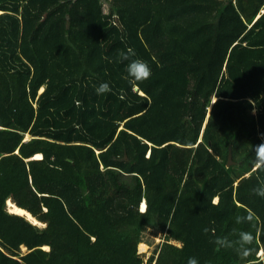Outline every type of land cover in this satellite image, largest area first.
I'll list each match as a JSON object with an SVG mask.
<instances>
[{"label": "trees", "instance_id": "trees-1", "mask_svg": "<svg viewBox=\"0 0 264 264\" xmlns=\"http://www.w3.org/2000/svg\"><path fill=\"white\" fill-rule=\"evenodd\" d=\"M262 11L264 0H0V264H144L147 230L164 242L146 264H247L213 241L255 234L236 223L246 208L264 221V170L252 171ZM129 48L152 72L138 85L122 78ZM103 82L112 91L97 95ZM112 169L134 188L106 199ZM252 247L264 253V233Z\"/></svg>", "mask_w": 264, "mask_h": 264}, {"label": "clouds", "instance_id": "clouds-1", "mask_svg": "<svg viewBox=\"0 0 264 264\" xmlns=\"http://www.w3.org/2000/svg\"><path fill=\"white\" fill-rule=\"evenodd\" d=\"M119 60L121 63L127 61L124 72L125 75L122 77L127 80L131 85H138L140 82L146 81L151 77V68L142 59H133L136 55L135 51L131 48L127 49L126 52H120ZM105 60L111 63V59L105 56ZM112 91L109 83H100L96 88L95 92L97 95H104ZM124 99L123 96L120 97ZM251 102V101H250ZM254 103V102H251ZM260 139L262 143L256 145L252 148L254 152V159H252V171L257 172L264 170V133L260 134ZM257 196L264 198V186L258 189H254ZM214 203H216L214 201ZM246 214L238 215L236 218L237 224H249L255 230V234L251 231H234L235 239H228V237H217L213 243L218 246V248H228L234 250L237 255L242 259L247 261V264H258L257 260H248V257L253 255H258L261 257V264H264V253H258L256 249L252 246L254 245L257 237L264 233V221H261L257 214L251 209H245ZM210 230L208 228L204 229L205 233ZM214 233V229L211 230ZM187 264H198L195 257H190L187 260Z\"/></svg>", "mask_w": 264, "mask_h": 264}, {"label": "rangeland", "instance_id": "rangeland-1", "mask_svg": "<svg viewBox=\"0 0 264 264\" xmlns=\"http://www.w3.org/2000/svg\"><path fill=\"white\" fill-rule=\"evenodd\" d=\"M41 157H37V158H41ZM122 180L124 182L130 183V177H127L125 175L122 176ZM121 185H122V183H120V181L118 180L116 175H113V169L110 170L108 173V181H107V186L109 187V189L106 188L107 190L104 191V194H102V197H104L106 199L116 197L117 194H114V192L112 191L113 188H116L120 191L118 193V195L123 193L125 190L127 191L129 189L134 188V187L122 188V187H120ZM108 195H110V196H108ZM142 205H143V203H142ZM142 205H141L140 209H142ZM8 209L10 210L9 204H8ZM16 211H17V213L22 212V210L20 208H18L17 206H16ZM142 240H143V242L139 245V247L143 246L144 249L142 250L138 247L137 250H138V253L143 255L144 264H146L147 259L149 257L153 256L155 254V252L160 249L162 243L164 242V236H162L160 233L154 235L151 230H147L144 233ZM172 243L179 245L178 243H176L174 241Z\"/></svg>", "mask_w": 264, "mask_h": 264}, {"label": "crops", "instance_id": "crops-1", "mask_svg": "<svg viewBox=\"0 0 264 264\" xmlns=\"http://www.w3.org/2000/svg\"><path fill=\"white\" fill-rule=\"evenodd\" d=\"M31 138V136L30 135H27L26 136V139L25 140H28V139H30ZM17 153L19 152L18 150L16 151ZM36 155H38V154H36ZM36 155L34 156V157H32V158H37L36 157ZM41 156H42V154H41ZM43 157V156H42ZM41 157V158H42ZM31 159V158H30ZM141 181V180H140ZM9 201H11V200H9ZM9 201H8V203H9ZM12 202V201H11ZM13 203V202H12ZM143 204H145L144 202H142ZM142 203H141V205H142ZM141 207V206H140ZM144 208H146V207H144ZM145 210V209H144ZM143 209H141V211H144ZM10 211V210H9ZM25 211V210H24ZM11 212V211H10ZM27 212V211H26ZM13 213V212H12ZM13 214H15V213H13ZM30 214V213H29ZM18 215H20V214H18ZM31 215V214H30ZM22 216V215H21ZM32 216V215H31ZM23 217H25V216H23ZM33 217V216H32ZM34 218V217H33ZM34 219H36V218H34ZM30 221V220H29ZM36 221H37V223H34L32 220L30 221V222H32L34 225H37V226H40V227H46V225L45 224H43V223H41V222H39L37 219H36ZM138 248V247H137ZM140 254V253H139Z\"/></svg>", "mask_w": 264, "mask_h": 264}, {"label": "water", "instance_id": "water-1", "mask_svg": "<svg viewBox=\"0 0 264 264\" xmlns=\"http://www.w3.org/2000/svg\"><path fill=\"white\" fill-rule=\"evenodd\" d=\"M262 13H264V11H262ZM232 163H234L233 161V154H232V151H231V148H230V152L228 154V163H227V166L229 167ZM145 205V204H144ZM12 213V212H11ZM28 213V212H27ZM15 214H19V213H15ZM29 214V213H28ZM22 216H25L28 220H30L27 216V214H20ZM31 221V220H30ZM38 225V224H37Z\"/></svg>", "mask_w": 264, "mask_h": 264}, {"label": "bare ground", "instance_id": "bare-ground-1", "mask_svg": "<svg viewBox=\"0 0 264 264\" xmlns=\"http://www.w3.org/2000/svg\"><path fill=\"white\" fill-rule=\"evenodd\" d=\"M36 157H41V154L36 155ZM144 207H145V205L143 204V205H142V209H144ZM139 248L142 249V250L144 249L143 246H141V247H139Z\"/></svg>", "mask_w": 264, "mask_h": 264}]
</instances>
